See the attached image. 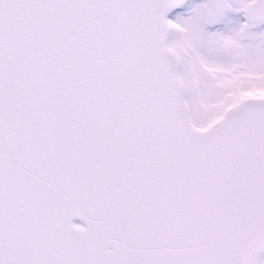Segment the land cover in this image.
Wrapping results in <instances>:
<instances>
[{
    "label": "snow or ice",
    "instance_id": "6c2138e0",
    "mask_svg": "<svg viewBox=\"0 0 264 264\" xmlns=\"http://www.w3.org/2000/svg\"><path fill=\"white\" fill-rule=\"evenodd\" d=\"M0 264H264V0H0Z\"/></svg>",
    "mask_w": 264,
    "mask_h": 264
}]
</instances>
